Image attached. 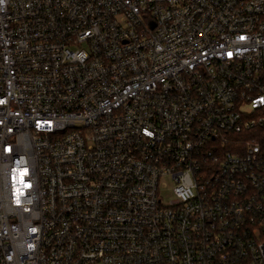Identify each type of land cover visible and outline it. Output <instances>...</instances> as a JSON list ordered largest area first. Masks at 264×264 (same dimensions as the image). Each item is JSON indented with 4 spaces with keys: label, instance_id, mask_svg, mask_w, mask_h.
<instances>
[{
    "label": "built area",
    "instance_id": "built-area-1",
    "mask_svg": "<svg viewBox=\"0 0 264 264\" xmlns=\"http://www.w3.org/2000/svg\"><path fill=\"white\" fill-rule=\"evenodd\" d=\"M0 264H264V0H0Z\"/></svg>",
    "mask_w": 264,
    "mask_h": 264
},
{
    "label": "rangeland",
    "instance_id": "rangeland-1",
    "mask_svg": "<svg viewBox=\"0 0 264 264\" xmlns=\"http://www.w3.org/2000/svg\"><path fill=\"white\" fill-rule=\"evenodd\" d=\"M166 181L168 183V187L163 190V199L165 202H169L175 198V195L173 194L174 182L171 179H166Z\"/></svg>",
    "mask_w": 264,
    "mask_h": 264
}]
</instances>
